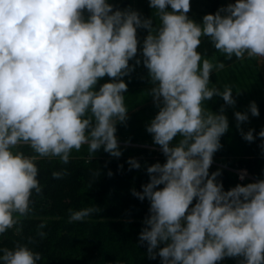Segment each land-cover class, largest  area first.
Listing matches in <instances>:
<instances>
[{"label":"clouds","instance_id":"clouds-1","mask_svg":"<svg viewBox=\"0 0 264 264\" xmlns=\"http://www.w3.org/2000/svg\"><path fill=\"white\" fill-rule=\"evenodd\" d=\"M149 5L158 21L154 28L136 11H112L107 0H0V235L31 211L30 197L41 192L38 159L67 164L70 153L85 144L89 159L101 148L121 155L115 125L126 120L128 109L122 94L127 86L119 78L132 70L128 61L137 53L136 29L142 27L148 29L143 64L159 108L146 131L166 159L148 166L149 182L132 191L150 205L139 240L161 264H217L237 256L240 264H264V179L224 191L219 170L208 172L228 121L223 108L213 113L203 102L214 95L226 105L235 101L230 86L209 87L214 65L197 50L207 37L226 59L264 58V0H235L201 23L186 15L189 0ZM105 75L115 79L95 90ZM249 111L259 115L254 102ZM235 118L248 116L236 112ZM242 136L253 140L252 130ZM258 136L264 138V128ZM18 145L34 154L13 151ZM127 163L140 167L135 159ZM98 211L69 209L68 220L83 221ZM39 261L40 253L27 244L0 247V264Z\"/></svg>","mask_w":264,"mask_h":264},{"label":"trees","instance_id":"trees-1","mask_svg":"<svg viewBox=\"0 0 264 264\" xmlns=\"http://www.w3.org/2000/svg\"><path fill=\"white\" fill-rule=\"evenodd\" d=\"M201 1L203 16L215 14L219 9L235 3V0ZM110 5L112 11H121L125 2ZM88 15L86 10H82L85 19ZM197 50L209 60L219 53L207 37L201 38ZM252 59L256 79L251 80L261 89H257L254 96L246 91V88L254 86L252 83L245 85L250 74L236 76L231 70L225 69L211 79L218 82L222 89L230 86L235 101L233 105H226L222 97H219V103L210 108L211 112L217 114L223 108L228 121L226 136L220 137L221 147L213 154L208 169L209 174L219 170L220 175L216 179L224 191L237 184L243 186L264 179V148L261 147L264 138L258 136L261 128H264V58ZM138 60L139 64L136 63L137 60L130 62L132 70L125 75L132 78L130 83L124 81L125 76L119 78L127 86L122 93L127 112H138L133 114L136 115L134 120L126 116L124 122L115 125V136L124 135L128 143L136 145L119 147V157L107 153L93 155L89 159L88 151L82 145L79 151L73 150L70 153L67 164H62L59 158L38 159L37 179L41 192H33L30 197L31 211L26 216L19 217L17 225L0 235V247L12 248L17 242L27 244L33 251L40 253L41 261L38 264H161L158 255L155 259L149 258L146 242L139 240V233L146 227L143 221L149 215V201L147 198L139 200L132 194L133 190L142 191L141 186L149 182L147 167L154 163L163 164L166 159L158 145L144 142L147 138L152 141V134L146 128L155 115L144 116L145 109H138L140 94L144 93L148 97V92L142 89V85L149 79L143 56ZM220 74L221 77H218ZM113 79L115 78L107 75L100 78L95 90ZM251 102L256 104L258 116H252L249 111ZM236 112L246 114L248 119L237 122ZM141 113H144L142 117ZM246 123L249 125H243ZM238 124L239 127H236ZM249 130L253 132L251 142L242 136V133ZM13 151H22L25 155L34 154L27 145H18ZM130 158L140 164L138 169L130 168L127 163ZM54 171H62L64 174L60 178H53L51 174ZM240 171H245L248 176L243 181H239L237 177V172ZM160 187L163 186H157ZM195 202L194 198L192 204ZM88 206L99 211L83 221L69 222V209L79 210ZM41 223L45 227L38 229ZM17 227L19 232L16 231ZM38 230L45 233L43 238L36 235ZM163 246L164 244H160L158 248ZM241 260L242 257L239 256L224 257L217 264H240Z\"/></svg>","mask_w":264,"mask_h":264},{"label":"rangeland","instance_id":"rangeland-1","mask_svg":"<svg viewBox=\"0 0 264 264\" xmlns=\"http://www.w3.org/2000/svg\"><path fill=\"white\" fill-rule=\"evenodd\" d=\"M108 3L110 4H121L123 2H125V7L121 10V12L124 11H136L141 19H148L151 21V26L154 28L157 25V20L155 17V9H153L152 7H150L149 5V0H107ZM190 3V9L189 11L186 13V15L188 16L189 19H191L193 22L195 23H201V19L203 17V2L201 0H189ZM167 10L171 11L170 6H166ZM148 35V29L145 28H137L136 29V38L138 41L137 44V53L134 55L133 58H131L128 61L129 66L130 62L134 61V60H138L141 58L142 56V46H143V41L145 39V37ZM252 58H248L247 56H245V58L242 59H237L235 56H232L230 59H226L224 54L222 53H218L213 59H210V62L214 65L212 72H210V76H209V81L211 79H213V76H217L221 71L225 70V69H229L232 71V73L236 76L241 75L242 73L244 74H250L249 75V79L248 82L245 83V85H248L250 83H252L254 86H252L251 89H247L246 91L248 94H250V96H254V94L257 93V89L261 90L260 88H258V85L256 86L255 83H253V81L251 79H256L254 77L255 72L254 69L252 67ZM223 63L224 67L223 68H216L215 65H217L218 63ZM145 77V76H144ZM221 77V74L218 76ZM224 78H226L224 76ZM124 81L125 82H131L132 78L129 76H125L124 77ZM129 87V86H128ZM153 87L152 82L150 81V78L148 79L147 83H144V85H142V89L144 91L148 92V97L144 94L141 93V99H140V104L138 109H145L143 110L144 113H141V116H147L148 114H153L156 115L159 108L157 107V105L154 103L153 101V97L151 95V89ZM209 87H216L219 88L221 91L222 86L218 83L215 82L214 80H211L209 82ZM256 87V88H254ZM219 96L214 95L212 98L204 101V107L206 110L210 111V108L212 105L218 104L219 103ZM136 112H138V110L136 111H130L127 112L126 116H130V119H135ZM240 124V123H239ZM243 125H249V123L243 124ZM237 127V125H235ZM223 136H226V132L223 134ZM117 138V143H118V148L121 146H130V145H136V144H130L128 143V139L122 135L116 136ZM223 139V137H222ZM145 143H152L153 141H150L149 138H147L146 141H144ZM85 148H83L85 151H87V145L85 144L84 146ZM103 154H107L106 152L103 151V148H101L100 150L95 151L94 156L96 155H103ZM89 156V154H87Z\"/></svg>","mask_w":264,"mask_h":264},{"label":"built area","instance_id":"built-area-1","mask_svg":"<svg viewBox=\"0 0 264 264\" xmlns=\"http://www.w3.org/2000/svg\"><path fill=\"white\" fill-rule=\"evenodd\" d=\"M237 177L239 181H243L248 176L245 171H240V172H237Z\"/></svg>","mask_w":264,"mask_h":264}]
</instances>
